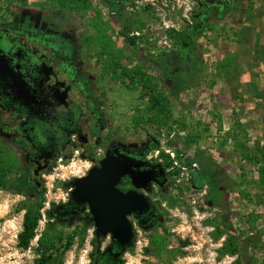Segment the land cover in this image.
<instances>
[{
    "label": "rangeland",
    "instance_id": "1",
    "mask_svg": "<svg viewBox=\"0 0 264 264\" xmlns=\"http://www.w3.org/2000/svg\"><path fill=\"white\" fill-rule=\"evenodd\" d=\"M93 1L96 10L86 15L71 8L62 9L57 0H28L27 6L38 10L46 7L64 21L77 37H82L84 43L93 32L92 19L96 11H100L102 20L108 23L106 32L115 37L113 41L117 48L125 49L121 65L127 69L146 67L147 71L156 77L160 89L167 97L171 99L173 94L178 95L180 101L172 104L173 117L169 128L152 125L137 128L133 119L145 110L146 100L142 90L130 84L128 80L112 79L113 101L107 102L114 110L115 131L126 133L138 142L155 141L148 156L166 164L170 163L169 169L173 175L172 184L165 191L155 189L150 195L151 200L156 203L160 218L151 225L140 226L131 217L136 237L134 245L122 255L121 260L124 264H234L237 256L222 254L227 236L234 234L238 236L242 252L240 259L243 264H264V192L261 199L255 198L261 193L257 167L245 163L236 153V143L243 141L246 134L244 130L241 131L240 122L231 115L235 113L234 108L226 103L219 106L213 101H208L203 88L193 95L192 81L184 84H166L165 76L149 61L153 62L152 57H156V54L170 55L175 50L176 36L184 33L189 27L191 13L199 0H138L133 3L129 8H133L135 15L145 21V26L141 29L137 26L132 28L128 37L135 41V45L131 46L125 45V39L120 40L119 36L111 31L115 23L110 16V3L107 0ZM13 5L24 6L20 2L0 0V14L9 12ZM147 6L150 10L145 13ZM130 12L132 11H125L127 14ZM119 27L120 24L116 26ZM135 32L142 35L132 36ZM195 40H199V48L204 51L201 38L197 37ZM86 47L93 61L102 60L99 47ZM153 51L156 54H153ZM202 82L204 80L200 79V83ZM190 87L193 90H189ZM222 109L224 112H220ZM227 113L232 117L225 118ZM244 122L248 124L247 121ZM258 125V131L247 135L251 147L257 136L264 137V121L259 120ZM189 135H194L198 143L186 144L184 138ZM223 141H228V144L224 146ZM3 149L6 153L13 154L4 146ZM200 162L204 163L206 173H212L214 170L219 172L216 175L217 183L222 186L224 194L221 203L215 206L204 203L207 186L196 189L192 185V174L197 175L203 170ZM194 163L198 164L195 169ZM92 167L94 161L90 157L67 153L63 161L59 159L53 169L46 173L40 194L18 185L20 178L17 170L11 174L8 188H0V264H35L39 258L36 250L38 241L45 231L57 240L62 235V241L58 240L57 243V247L62 245L61 251L56 252L47 264H94L97 252L105 251L111 239L109 236L101 243L97 241L94 225L83 220L87 218L88 211L82 213L80 219L64 222L65 226L56 225V219L51 220L46 214L47 210L54 208V204L60 205L68 201L71 190L68 183L87 173ZM245 179L250 185V199L254 202L242 200L240 191ZM37 195L45 199L41 211L43 217L30 248L22 250L18 247V234L22 230L25 211L18 209L30 196L34 198ZM160 226L167 230L168 235V253L163 257H171L170 259L159 258L150 250L151 238L157 234ZM73 234V245L70 248L65 247L66 239ZM184 242L188 245L184 246Z\"/></svg>",
    "mask_w": 264,
    "mask_h": 264
},
{
    "label": "flooded vegetation",
    "instance_id": "2",
    "mask_svg": "<svg viewBox=\"0 0 264 264\" xmlns=\"http://www.w3.org/2000/svg\"><path fill=\"white\" fill-rule=\"evenodd\" d=\"M209 1L213 3L198 1L189 27L176 36L175 50L170 54L175 60L167 59L166 64L160 62L156 66L163 76L167 75L164 68L176 75L181 67L189 70L199 58L202 61L203 51L195 38H201L213 22L224 17L231 3ZM115 4L119 7V2ZM126 4L128 10L131 4ZM110 6L114 22L117 14ZM9 9L6 14H0V62L2 56L5 61L0 63V144L18 157L21 168L17 173L28 189L40 194L46 173L59 159L63 161L67 153L90 157L95 167L109 150L112 154L118 150L148 162L146 169L157 165L158 182L152 184L149 197L155 189L165 191L172 184L173 175L165 162L148 156L155 141L138 142L126 133L115 131L114 110L107 102L113 101L114 82L105 75L106 61H93L84 39L77 37L46 7L38 10L29 5H13ZM132 13L136 11L132 9ZM117 25L115 22L114 28ZM119 28L122 29L121 24ZM166 54H157L152 60ZM88 172L76 178L85 177ZM119 188L124 192L134 190L128 176L122 179ZM153 204L154 214L132 217L138 225H151L160 218L156 203ZM60 205L63 208L59 209ZM60 205L53 212L61 222L80 219L88 210L77 214L78 207L70 203V197ZM111 245L108 254L97 252L95 264H119L125 251L117 257L121 248L112 242L108 246Z\"/></svg>",
    "mask_w": 264,
    "mask_h": 264
},
{
    "label": "trees",
    "instance_id": "3",
    "mask_svg": "<svg viewBox=\"0 0 264 264\" xmlns=\"http://www.w3.org/2000/svg\"><path fill=\"white\" fill-rule=\"evenodd\" d=\"M14 3L20 2L24 5L28 4V0H9ZM59 6L62 9H74L78 13L82 15L88 14L90 11L96 10L95 5H93V0H57ZM114 10L116 11L115 21L117 24L122 25V29L113 28L111 31L114 35L119 36V39H125L124 44L131 46L135 45V41L128 37V34L132 30L134 26L137 28H143L145 26V21L141 19L136 13L130 12L129 14L125 13L127 4L129 3L133 5V3L138 0H107ZM119 2V7L116 6L115 3ZM150 8L147 6L145 8V13H148ZM92 19L94 24V29L92 34L86 39V46H95L99 47V54L106 61V73L112 78L119 80H128L130 84L138 86L143 93V97L146 100L144 103L145 110L141 111L139 115L134 117L133 124L135 127L140 128L143 125H152L158 128L170 127L172 123L173 111L172 104L174 102H180L179 96L174 95L169 99L166 93L160 89V85L157 82V79L154 75L149 73L146 67H136L134 69H127L122 63V59L124 57L123 48H117L115 41H113V37L111 34L108 35L106 32V28L108 23L102 20V14L100 11H96L95 16ZM123 44V45H124ZM171 55H165L158 59L150 61V63L154 66L160 65V62L166 64L167 59L175 60L173 57H168ZM201 59H198V63L195 67H191V69L187 70L184 67H181V70L176 73V75L171 74L169 71L167 72V68H164L163 71L167 73L165 78L168 79L171 83L174 84H184L188 81H192L191 85H197L200 82V77L197 75L200 67L202 66ZM235 114V113H234ZM242 125L241 131L245 132V138L243 141H239L236 143V153L239 154V157L245 163L257 167V172L259 174L258 186L259 195H256L255 198H262V192H264V137H256V141L253 143L251 147L247 135L253 131H251L249 124L244 123L237 119ZM186 144H196L198 143L197 138L193 136H186L184 138ZM159 144V143H157ZM228 141H223V145L226 146ZM164 155L162 154L161 157ZM158 161V160H156ZM203 166V170L199 171L196 174H192L191 182L194 188L203 189L205 186L208 187V194L205 196L204 203L207 205H217L221 203L223 198L222 191L223 188L221 185L217 183L216 175L219 174L218 171L214 170L212 173H206V167L203 162H200ZM167 167H170V163H167ZM20 162L16 156L13 154L6 153L3 149V146L0 144V188L7 189L11 183V174L20 169ZM195 171V170H194ZM177 174V173H174ZM246 178V177H245ZM18 185L21 188L27 187V183L24 179H19ZM249 183L247 179L241 184V197L243 201L254 202L250 199ZM28 188V187H27ZM222 190V191H221ZM222 196V197H221ZM45 199L42 196H35L34 198L30 196L28 200L21 204L18 211H25L24 220L22 224V230L18 234V247L22 250H28L31 246L32 241L35 239L37 235V230L40 226V221L42 220L43 214L42 209L44 208ZM56 207L57 205H53ZM88 211V210H86ZM46 214L49 216V219L55 220L56 225L65 226L64 222L59 221L55 216L56 213L53 212V209L47 210ZM84 220L85 222H88ZM222 234V233H220ZM74 234L69 236L66 240V244L64 245L67 248H70L74 243ZM59 241H62V235L58 238ZM58 240L51 236L47 231L43 232L39 241L37 255L39 258L35 261V264H47V262L52 258V256L56 252L61 251V246L57 247ZM168 243V235L167 230L163 227H159L157 229V234L152 236L151 238V247L150 250L159 258L170 259L171 257H163L164 254L168 253L166 245ZM184 246H187L188 243H182ZM118 246V245H117ZM264 246V245H263ZM120 248V247H119ZM129 249L125 250L128 251ZM108 254V253H107ZM222 254L237 256V260L234 264H243L241 248L238 243V236L234 234H229L227 236L226 242L222 249ZM106 255V254H104ZM263 257H264V247H263ZM96 259L94 260L95 264ZM170 262V261H169ZM264 263V261H263ZM120 264H124V261L120 260Z\"/></svg>",
    "mask_w": 264,
    "mask_h": 264
},
{
    "label": "crops",
    "instance_id": "4",
    "mask_svg": "<svg viewBox=\"0 0 264 264\" xmlns=\"http://www.w3.org/2000/svg\"><path fill=\"white\" fill-rule=\"evenodd\" d=\"M230 2L227 14L201 36L204 51L197 75L204 82L189 90L194 95L203 88L208 101L231 105V115L247 121L254 133L264 121V0Z\"/></svg>",
    "mask_w": 264,
    "mask_h": 264
},
{
    "label": "water",
    "instance_id": "5",
    "mask_svg": "<svg viewBox=\"0 0 264 264\" xmlns=\"http://www.w3.org/2000/svg\"><path fill=\"white\" fill-rule=\"evenodd\" d=\"M2 57L0 63L4 64ZM147 165L148 162L118 150L114 154L109 150L99 166L91 168L85 177L75 178L70 184V203L78 207L76 213L88 209V222L94 225L97 241L101 243L110 236L112 244L121 248L117 257L134 245L136 231L131 217L154 214V204L148 193L152 192V184L158 182L157 165L144 168ZM127 176L134 190L124 192L119 186ZM58 208H63V205ZM111 248L112 245L108 246L103 254L109 253Z\"/></svg>",
    "mask_w": 264,
    "mask_h": 264
},
{
    "label": "built area",
    "instance_id": "6",
    "mask_svg": "<svg viewBox=\"0 0 264 264\" xmlns=\"http://www.w3.org/2000/svg\"><path fill=\"white\" fill-rule=\"evenodd\" d=\"M132 9H133V8H129L128 10L132 11ZM141 35H142V34H141L140 32H135V33L132 34V36H137V37H138V36H141ZM153 54H156V52L153 51ZM156 55H157V54H156ZM197 166H198V164H197V163H194V164H193V169L197 168Z\"/></svg>",
    "mask_w": 264,
    "mask_h": 264
}]
</instances>
